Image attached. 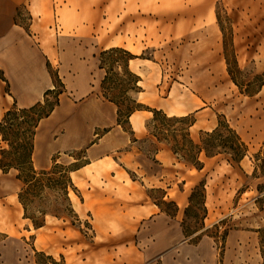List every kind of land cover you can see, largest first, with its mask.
<instances>
[{
	"label": "crops",
	"instance_id": "1",
	"mask_svg": "<svg viewBox=\"0 0 264 264\" xmlns=\"http://www.w3.org/2000/svg\"><path fill=\"white\" fill-rule=\"evenodd\" d=\"M152 2L0 0V69L10 81L12 101L16 99L20 106H29L43 100L45 91L55 87L48 63L55 67L58 78L64 83L60 104L42 119L40 125L57 113L62 119L68 103L77 106L75 109L81 111L78 113L76 110L83 119L73 127L71 122L68 123L59 142L52 143L51 152L77 150L99 135L97 131L100 128H107L100 136V143L86 148V161L72 171L73 180L84 196L79 208H74L82 219L90 218L97 232L90 264H218L220 254L215 247V238L206 233L197 243L182 241L181 212L178 210L176 216L169 215L149 195L146 181L156 185L165 183L166 197L175 200L179 207L181 205V196L185 194L174 187L180 172L178 158H175L171 147L157 141L155 158L138 147L125 148L130 138L117 123L114 102L101 98L97 93L107 74L99 60V52L123 47L135 55L129 60V67L140 76L141 101L156 108H170L174 104L170 97L160 95L164 81L160 63L154 60V55L142 56L148 50L156 54L158 48L165 45L166 36L174 34L159 29L156 24H149L147 12ZM159 2L164 1L155 0L154 3L158 6ZM203 2L211 4L212 1ZM117 5L124 6V13L119 12L123 24H116L119 17ZM23 8L30 15L28 26L18 21ZM42 80L46 85L42 95L36 98L33 87ZM176 108H180L184 115L194 114L196 99L186 98ZM151 115L149 109H138L131 114V126L138 138L149 134L147 122ZM114 122L120 127L118 131L122 133V140L114 145L99 146L108 145L104 141L118 133L112 127ZM122 148L124 151L120 154L115 152ZM164 158H168L170 164H166ZM48 164L45 161L43 166ZM131 171L139 177H133ZM22 186L17 169L5 172L0 168L1 262L4 261V248L14 250L20 241L26 243L27 235L33 238L34 247L39 250L40 236L51 238L52 221H60L56 216L47 215L46 223L36 227L20 201ZM230 197L232 193L224 196L227 201ZM217 200V192L206 195L207 225L217 222L225 213L223 208L216 207ZM232 235L230 232L223 264H236V243ZM81 242L82 238L78 236L76 246ZM67 264L81 263L78 259H70Z\"/></svg>",
	"mask_w": 264,
	"mask_h": 264
},
{
	"label": "rangeland",
	"instance_id": "2",
	"mask_svg": "<svg viewBox=\"0 0 264 264\" xmlns=\"http://www.w3.org/2000/svg\"><path fill=\"white\" fill-rule=\"evenodd\" d=\"M163 1L159 2L158 6L154 3L155 0L149 3L147 12L149 24H156L159 29L169 30L174 34L166 36L163 42L165 45L159 47L156 54H152L151 50L142 54L145 57L154 55V60L161 65L164 81L160 95L170 97L171 103L174 104H180L186 98L196 99L197 109L193 111L196 123L190 129L195 140H199L202 131L214 129L219 120H223L242 136L249 146V152L241 163L237 164L230 161L227 156L207 157L202 151L200 160L204 165L201 170L175 154L179 161L177 167L180 174L174 187L185 194L181 196L180 207L171 197H166L165 183L156 185L155 182L151 184L146 181L149 185L147 186L149 195L162 205L169 215L176 216L178 210L181 212L180 222L184 236L182 241L198 242L199 237L206 233L215 238V247L220 254L218 264H223L230 232L234 235L236 243L234 246L236 264H261L263 259L261 233L258 230L264 228V84L261 86L264 82V0H211V4L203 0H198L195 4L194 0ZM123 9L124 6L117 5V15L119 12L123 14ZM120 13L118 19L116 18V24H123ZM18 21L29 25L30 15L26 8L22 9ZM193 30L196 32L195 35ZM104 51L99 52V60L101 64L103 60L107 66L114 68L111 76L118 86L111 91L99 87L98 95L101 98L105 97L104 93L117 94L121 98L129 96L143 103L140 91L124 90L123 84L128 82L126 55L122 52ZM228 62L242 89L231 77ZM49 71L58 90H62L64 83L58 78L52 64ZM247 90L258 92L249 94ZM11 94L10 81L0 69V120L13 104ZM50 98L53 100L54 95ZM145 105L152 109L156 108ZM115 106L117 113L118 106L116 104ZM75 107L77 106L73 103H68L62 119L57 113L55 117L38 127L35 160L33 159L37 169L50 168L54 157H59V162L76 167L86 161V148L93 143H100V136L107 128H100L97 131L99 135L77 150L51 152L52 143L59 142V137L68 123L71 122L73 127L83 119L78 115L81 111ZM157 109L168 116L184 115L181 112L170 114L169 107ZM153 115L152 112L150 117ZM169 123L172 126L163 118H158L155 123H151L150 128L148 127L149 134L142 138H138L132 127L126 124L128 127L126 136H129L130 142L125 148L135 146L149 157L155 158L159 140L157 135L162 136L165 133L168 140H163V143L172 149L175 144L174 137L181 139L182 136L181 131L175 133L178 134L176 137L170 130L174 127L180 128L184 124ZM112 127L116 128L118 133L115 132L104 141V144L108 145L99 146H109L122 140L120 136L122 133L118 131L120 127L116 122ZM3 147L5 144L1 143L0 163L3 158L1 153ZM120 151H124V148L115 152L120 154ZM256 155H259V158H256ZM45 161L49 164L44 167ZM164 162L170 164L168 158H164ZM257 164L263 165V170L259 166L255 172ZM131 175L139 177L132 171ZM76 186L79 191L76 193L71 190L70 196L74 207L79 208L84 196L79 186L77 184ZM259 186L262 191L259 190ZM49 192L51 196L57 193L50 190ZM212 192L218 194L216 207L220 206L225 213L217 222L207 225L205 218L208 210L205 201L206 195ZM226 193H232L228 201L224 198ZM37 204L38 199H35V204L31 205L29 212L41 218L42 214L34 207ZM76 214L78 215L77 211L68 216L65 222L64 219L52 221V237L47 238L43 235L39 238L38 248L41 251L34 247L33 238L27 235L26 243L20 241L14 250L10 247L4 248V261H0V264H38L37 258L41 264H46L49 257L53 258L55 264H67L70 259H78L81 264H90L97 232L89 217L82 219ZM78 236H81L82 242L77 247Z\"/></svg>",
	"mask_w": 264,
	"mask_h": 264
},
{
	"label": "trees",
	"instance_id": "3",
	"mask_svg": "<svg viewBox=\"0 0 264 264\" xmlns=\"http://www.w3.org/2000/svg\"><path fill=\"white\" fill-rule=\"evenodd\" d=\"M107 52H122L126 55L128 82L123 84L125 85L124 90L132 89L140 91V76L129 67V60L135 55L122 47H113L104 51V53ZM101 65L107 71L101 84L102 89L109 91L116 89L118 86L116 84L117 82H115L111 76L114 68L107 66L103 60ZM228 65L231 77L242 89L241 84L235 77L233 69L230 68L229 62ZM50 67L51 64L48 63L49 70ZM107 84H109V86H107ZM263 84L264 82L261 86H263ZM62 92L63 89L58 90L55 85L54 88H49L45 91L43 100H39L29 106H20L15 99L12 106L6 110L0 120V136L3 144H5V147H3L1 151L3 158L1 159L0 168L5 172L11 168L18 170V177L23 182V186L19 192V198L25 208L26 215L32 219L36 227H41L46 223L47 215H53L59 219L65 220L76 211L70 196L71 190H74L76 193L79 191L72 177V171L76 167L72 164L59 162V157H54L53 164L50 168L37 169L33 160L35 140L40 122L42 119L48 117L60 104V94ZM246 92L254 94L258 91L247 90ZM51 95H54L53 100L50 98ZM104 96L118 106L117 123L126 131L128 130L126 124L132 127L130 122L131 114L138 109H149L153 112V117L147 122L149 128L151 123H155L160 117L168 122L170 126L172 125L169 122H181L184 124V126L180 128L174 127L170 130L173 132L172 135H176V137L178 134L175 133L181 131L180 135L182 136L181 139L174 137L175 144L172 146V150L179 158L195 165L199 169L204 165L203 161L200 160L202 151L205 152L207 157H214L217 155L227 156L230 161L237 164H240L248 155V144L228 122L219 120L218 125L214 129L202 131L199 140H195L190 132L191 127L196 121L192 113L181 116H168V114L164 113L162 110L157 108L152 109L129 96L121 98L117 94L110 95L109 93H104ZM153 133L156 134L155 132ZM157 137L159 142L168 140L167 134L165 133L162 136L157 135ZM256 158H259V155H256ZM259 166L263 170V165L257 164L255 172H257ZM49 190L57 193L51 196ZM259 190L262 191L260 186ZM35 199H38V204L34 207L36 211L42 214L41 218L29 212L31 205L35 204ZM258 231L261 233L260 242L263 258L261 264H264V234L262 235L264 228H260ZM200 238L201 237H199V239ZM193 242L196 243L197 241ZM37 263L41 264L38 258ZM49 263L55 264L52 257H49V262L46 264Z\"/></svg>",
	"mask_w": 264,
	"mask_h": 264
},
{
	"label": "bare ground",
	"instance_id": "4",
	"mask_svg": "<svg viewBox=\"0 0 264 264\" xmlns=\"http://www.w3.org/2000/svg\"><path fill=\"white\" fill-rule=\"evenodd\" d=\"M41 76V74H39ZM46 85V84H45ZM44 83H43V80H42V83H37L34 87H33V92H34V97L38 98L42 95L43 93V88H44ZM23 106V105H22ZM178 106V104H173L171 107H170V114H174L176 112H182V110L180 108H176ZM174 107V108H173ZM135 122L137 124V119L135 118ZM35 153L33 154V159L35 160V157H34ZM73 174V172H72Z\"/></svg>",
	"mask_w": 264,
	"mask_h": 264
}]
</instances>
